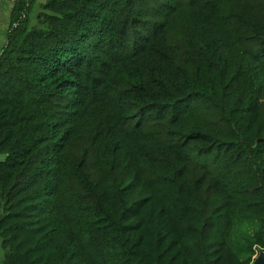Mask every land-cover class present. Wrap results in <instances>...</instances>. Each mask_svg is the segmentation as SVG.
Listing matches in <instances>:
<instances>
[{"label":"trees","instance_id":"1","mask_svg":"<svg viewBox=\"0 0 264 264\" xmlns=\"http://www.w3.org/2000/svg\"><path fill=\"white\" fill-rule=\"evenodd\" d=\"M44 8L0 55L2 264H251L264 0Z\"/></svg>","mask_w":264,"mask_h":264},{"label":"rangeland","instance_id":"2","mask_svg":"<svg viewBox=\"0 0 264 264\" xmlns=\"http://www.w3.org/2000/svg\"><path fill=\"white\" fill-rule=\"evenodd\" d=\"M51 0H25V4L23 5L22 9L18 12L15 23L12 24V14L9 18L8 25L5 26L4 34L5 40L0 46V55L6 50L8 45V40L12 35L13 31L19 26V28H33V27H40L42 25V19L44 18L45 14L48 12L44 5ZM15 4H13L14 6ZM17 6V5H16ZM0 31V35H1ZM3 259V249L1 246V239H0V264Z\"/></svg>","mask_w":264,"mask_h":264},{"label":"crops","instance_id":"3","mask_svg":"<svg viewBox=\"0 0 264 264\" xmlns=\"http://www.w3.org/2000/svg\"><path fill=\"white\" fill-rule=\"evenodd\" d=\"M13 8L14 6L11 0H0V31L2 32L0 35V46L5 40L4 30L5 26L9 23V18L13 12Z\"/></svg>","mask_w":264,"mask_h":264},{"label":"water","instance_id":"4","mask_svg":"<svg viewBox=\"0 0 264 264\" xmlns=\"http://www.w3.org/2000/svg\"><path fill=\"white\" fill-rule=\"evenodd\" d=\"M254 264H264V251H261L256 258Z\"/></svg>","mask_w":264,"mask_h":264},{"label":"built area","instance_id":"5","mask_svg":"<svg viewBox=\"0 0 264 264\" xmlns=\"http://www.w3.org/2000/svg\"><path fill=\"white\" fill-rule=\"evenodd\" d=\"M17 1H18V0H11V2H12L13 4H15ZM261 251H264V250H261ZM261 251H258V252L256 253V255H254V257H253V260H252V263H251V264H254V262H255L256 258L258 257V255H259V253H260Z\"/></svg>","mask_w":264,"mask_h":264}]
</instances>
